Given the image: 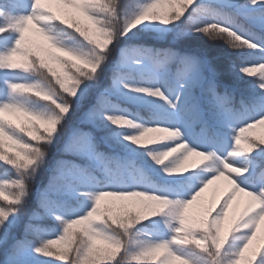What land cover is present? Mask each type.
I'll use <instances>...</instances> for the list:
<instances>
[{
  "label": "snow or ice",
  "instance_id": "1",
  "mask_svg": "<svg viewBox=\"0 0 264 264\" xmlns=\"http://www.w3.org/2000/svg\"><path fill=\"white\" fill-rule=\"evenodd\" d=\"M0 264H264V0H0Z\"/></svg>",
  "mask_w": 264,
  "mask_h": 264
},
{
  "label": "trees",
  "instance_id": "2",
  "mask_svg": "<svg viewBox=\"0 0 264 264\" xmlns=\"http://www.w3.org/2000/svg\"><path fill=\"white\" fill-rule=\"evenodd\" d=\"M4 167L3 165H0V168Z\"/></svg>",
  "mask_w": 264,
  "mask_h": 264
}]
</instances>
